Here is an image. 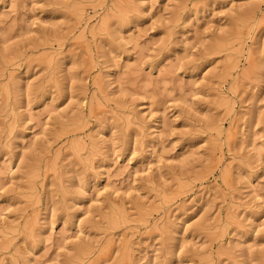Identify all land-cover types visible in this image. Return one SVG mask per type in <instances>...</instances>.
<instances>
[{
	"label": "rangeland",
	"instance_id": "1",
	"mask_svg": "<svg viewBox=\"0 0 264 264\" xmlns=\"http://www.w3.org/2000/svg\"><path fill=\"white\" fill-rule=\"evenodd\" d=\"M0 264H264V0H0Z\"/></svg>",
	"mask_w": 264,
	"mask_h": 264
}]
</instances>
